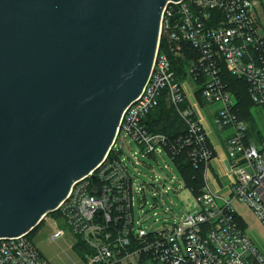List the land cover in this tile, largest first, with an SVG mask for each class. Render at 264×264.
<instances>
[{
	"label": "built area",
	"instance_id": "1",
	"mask_svg": "<svg viewBox=\"0 0 264 264\" xmlns=\"http://www.w3.org/2000/svg\"><path fill=\"white\" fill-rule=\"evenodd\" d=\"M161 15L158 47L142 92L123 111L104 159L73 183L55 211L76 244L84 248L85 264H184L164 255L163 249L186 264H199L197 246L203 253L200 264H264V252L251 241L233 206L236 202L245 205L264 230V136L250 134L222 72L244 80L250 100L264 114V28L258 24L264 18V0H178L167 3ZM161 37L167 49L160 48ZM185 48L193 56L186 77L177 78L168 55L180 58ZM190 85L202 87L203 101L219 104L213 125L231 130L226 142L231 176L228 196L214 193L207 185L214 147L197 116L196 102L188 97ZM162 95L185 124V134L176 140L150 132L144 125L145 116ZM131 143L135 144L131 158L123 156L122 146ZM185 149L186 158L203 167L204 186L197 197L200 207L151 227L160 221L157 216L165 205L162 191L168 192V183L180 178L174 159ZM162 156L172 162L164 166L172 172L169 182L157 177L155 183L142 181L143 186H138L131 165L143 164L152 173L153 165L142 159L156 161ZM151 187L157 192L148 203L144 188ZM65 233L58 228L50 236L57 241ZM0 264L51 263L27 235H19L0 238Z\"/></svg>",
	"mask_w": 264,
	"mask_h": 264
},
{
	"label": "water",
	"instance_id": "2",
	"mask_svg": "<svg viewBox=\"0 0 264 264\" xmlns=\"http://www.w3.org/2000/svg\"><path fill=\"white\" fill-rule=\"evenodd\" d=\"M172 1L0 0V238L27 235L104 159Z\"/></svg>",
	"mask_w": 264,
	"mask_h": 264
},
{
	"label": "rangeland",
	"instance_id": "3",
	"mask_svg": "<svg viewBox=\"0 0 264 264\" xmlns=\"http://www.w3.org/2000/svg\"><path fill=\"white\" fill-rule=\"evenodd\" d=\"M258 24L264 28V18H260L258 20ZM233 97L235 102L238 103L234 94ZM244 100H246L245 103H247V105L244 107V112L246 115L249 114L250 120L252 121L251 127L253 130L250 133L254 138H261L264 136V114H262L259 107L255 106L250 102V100H248L246 94H244ZM206 104H208L206 110H214L215 108L219 107V104L217 103L212 104L206 102ZM198 116L202 119V116ZM134 148V143L125 144L122 146V155L131 158ZM130 149L132 150L130 151ZM142 161L152 164L153 172L150 173L149 169L147 170L143 164L138 166L131 165L130 169L137 176L136 183L138 186H143L142 181L146 182L147 184L149 182L155 183L154 180L157 177H165L166 179L168 178L169 182L172 172L165 170L164 166L166 164L172 166V162L166 156L158 157L156 161L149 157L147 159H142ZM164 172H168V176L165 175ZM177 173L173 172L174 175H177ZM149 174L152 175V178L154 179H151ZM179 176L180 178H178L175 183H168L171 186L168 192L162 191V201L165 205L160 209V214L157 216L160 221L158 223H154L151 225V227H160L164 218H167L169 222H172L174 219H179L180 217L199 209L200 203L197 201V196L185 185L181 175ZM210 180H213L212 175L210 176ZM144 190L146 193V199L149 203L152 201V193L157 192V190H155L153 187L149 189L144 188ZM233 206L240 216H242L245 229L251 241H253V243L257 245L262 252H264V233L254 227L255 223L252 216H250V211L237 202ZM147 207L148 205H145L143 209H146ZM137 208L138 206H136L135 209ZM165 209L167 212H164ZM52 214L53 213L49 212L48 215L41 221L40 225L35 228L34 231L27 237L51 264H74L73 262L76 264H85L82 258L84 248L80 243L76 244L77 239L67 230L65 222ZM144 225L146 228L150 227V225H147L146 223H144ZM58 228H64L66 233L63 238L54 241L50 235Z\"/></svg>",
	"mask_w": 264,
	"mask_h": 264
},
{
	"label": "trees",
	"instance_id": "4",
	"mask_svg": "<svg viewBox=\"0 0 264 264\" xmlns=\"http://www.w3.org/2000/svg\"><path fill=\"white\" fill-rule=\"evenodd\" d=\"M160 48L167 49V44L165 39L161 37L160 40ZM185 53L182 57H173L172 54L169 53L168 57L171 59L172 69L175 70L177 78H185L187 73V67L190 63V57L193 56L192 53H189L188 49H182ZM224 80L228 89L234 93L235 98L237 100L236 108L238 110V115L249 124L250 132L252 129V121L250 120L249 114L246 115L244 112V107L247 105L246 100H244V94L247 95L248 100H250L248 94V85H246L245 81L242 79H238L236 77H232L229 73H227L224 69H222ZM202 87L199 85L196 90V95L198 101H200L201 105H206V101H203L201 98ZM249 102V101H248ZM250 102L253 104L252 100ZM249 102V103H250ZM144 119V125L146 129L150 132L156 133H164L171 140H176L179 136L185 134V124L182 118L178 115L176 109L173 106L169 105L166 102V98L162 95L158 100V105L153 108L151 111L147 113V116ZM251 134V133H250ZM188 150H181L175 160L176 168L181 175L185 185L191 189L195 195L198 197L201 194L202 187L204 186V174L202 166H194L187 158ZM53 213L55 217H59L60 215L57 211L50 212ZM47 216V215H46ZM45 216V217H46ZM44 217V218H45ZM241 226L245 229V225L243 223V219L241 216H236ZM43 220V219H42ZM41 220V221H42ZM40 221V223H41ZM40 223L34 227L37 228ZM30 231L27 236L34 231Z\"/></svg>",
	"mask_w": 264,
	"mask_h": 264
},
{
	"label": "crops",
	"instance_id": "5",
	"mask_svg": "<svg viewBox=\"0 0 264 264\" xmlns=\"http://www.w3.org/2000/svg\"><path fill=\"white\" fill-rule=\"evenodd\" d=\"M198 88L194 85H190L188 88V97L196 102V111L197 116H202V119L199 117L200 122L203 125L204 130H206L208 140L211 145L214 147V157L213 160L210 163L209 169L207 170L206 174V181L208 187L216 194L222 195V196H228L229 195V183L231 181V176L228 173V159H227V139L231 135V130L229 129H217L213 123V112L214 110H206V107L208 104L202 106L200 101H198L196 90ZM213 176V180H210V176ZM242 206H244L246 209L247 207L241 203H238ZM248 210V209H247ZM252 216L255 228H257L259 231L264 233V230H262L258 220Z\"/></svg>",
	"mask_w": 264,
	"mask_h": 264
}]
</instances>
